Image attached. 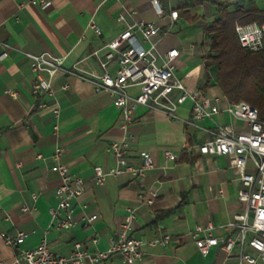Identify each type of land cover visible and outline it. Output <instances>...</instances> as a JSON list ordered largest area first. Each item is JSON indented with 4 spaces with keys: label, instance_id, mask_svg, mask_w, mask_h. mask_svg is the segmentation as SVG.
I'll list each match as a JSON object with an SVG mask.
<instances>
[{
    "label": "crops",
    "instance_id": "1",
    "mask_svg": "<svg viewBox=\"0 0 264 264\" xmlns=\"http://www.w3.org/2000/svg\"><path fill=\"white\" fill-rule=\"evenodd\" d=\"M48 1L50 6L41 11L30 0H0V53L7 49L0 61V235L29 234L18 247L6 245L0 236V264H14L18 249L34 248L42 239L56 256H69L75 244L89 253L106 251L128 207L137 208L134 238L148 242L170 237L165 246H143L142 259L135 264H237L238 246L229 254L212 247L202 257L191 236L196 225L208 223L215 227L214 236H234L238 228L228 232L219 227L244 211L236 198L241 188L238 172L228 157L200 155L197 149L211 138L216 125H228L235 133L248 131L244 122L224 111L229 103L213 78L203 90L204 28L216 17L219 2L230 10L249 11L264 10V0H159L162 16L156 15L150 0ZM171 11L178 14L172 26ZM135 21L160 27L153 37L158 52L177 49L176 77L186 88L201 89L216 99L220 111L192 126L189 101L178 107L175 119L137 107L128 159L138 166L139 155L147 153L153 168L140 179L108 177L97 185L93 167L113 166L104 149L121 138L118 110L108 93L95 92L89 82L65 71L82 61L81 69L98 74L95 60L87 57ZM90 22L100 29L99 36L88 28ZM43 53L62 59L63 69L51 79V93L34 100L33 83L49 77L46 72L32 73L27 55ZM40 103L45 108H39ZM56 108L57 116L52 113ZM57 146L63 149L59 162L85 182L84 192L73 201L74 225L67 231L56 230L49 216L60 184L51 170ZM165 150L177 159L166 160ZM151 198L152 203L145 204ZM91 216L96 217L87 222ZM245 251L253 254L247 247ZM100 264L124 263L113 255Z\"/></svg>",
    "mask_w": 264,
    "mask_h": 264
},
{
    "label": "built area",
    "instance_id": "2",
    "mask_svg": "<svg viewBox=\"0 0 264 264\" xmlns=\"http://www.w3.org/2000/svg\"><path fill=\"white\" fill-rule=\"evenodd\" d=\"M150 3L156 15L162 16L159 0H150ZM29 4L41 11L50 6L48 0H30ZM177 15V11L169 13L170 26L177 19ZM87 26L96 35L101 34L95 24L90 22ZM160 31V27L153 23L135 21L128 24L117 37L100 45L87 57L95 60L100 70L98 74L81 69L79 66L82 61L65 71L89 82L95 92L108 93L118 110L121 138L110 141L104 149L112 156L113 166L106 170L99 166L93 167V181L97 185L103 184L108 177L129 176L140 179L153 168L147 153L139 155L138 166L132 165L128 159V152L134 140L130 128L137 107L157 111L175 119L178 107L189 101L191 115L188 124L192 126L205 119H211L220 111L216 99H211L201 89L186 88L176 77L175 61L179 52L177 49L158 52L153 37ZM234 31L242 48L251 52L262 49L264 25H235ZM4 48L7 46L4 45ZM6 56L7 49L0 53V61ZM27 57L32 60L30 67L32 73L46 72L49 77L48 80L37 78L33 83L30 93L32 98L37 100L38 97L51 93V79L57 71L63 69L62 59L46 53L27 55ZM66 88L67 86L64 85L63 89ZM131 89L136 92L135 95L131 94ZM38 107L45 108V104L40 103ZM224 111L244 122L248 131L235 133L228 125H216L215 129L209 132L211 138L198 145L197 149L200 155L228 157L231 166L238 172L241 188L236 198L243 204L244 211L236 215L231 222L219 227L228 232L238 228L234 236H214L215 227L210 223L204 226L196 225L191 236L202 257L206 256L212 247L229 254L235 246H238L237 264H264V123L258 119V110L245 102L228 104ZM52 113L57 116L58 109H54ZM62 153L63 149L57 146L51 170L59 176L60 184L55 189L56 204L49 210V216L51 225L56 230L67 231L74 225L73 201L84 192L85 182L82 178L69 173L68 168L59 162ZM163 156L168 161L177 159V156L169 150H165ZM151 196L153 198L155 194ZM152 198L145 201V204H151ZM136 210L137 208L134 207L125 209L124 221L110 238L109 248L106 251L89 253L81 249L79 244H75L69 256H56L42 239L34 248L18 249L14 264H100L113 255L118 256L124 264H135L142 259L143 246H165L170 240L166 234L148 242L134 238L132 224ZM22 211H27V208L23 207ZM95 217H89L87 222L93 221ZM28 235L18 233L13 237L5 234L0 236L6 245L18 247L20 241ZM246 247L253 254L246 252Z\"/></svg>",
    "mask_w": 264,
    "mask_h": 264
},
{
    "label": "trees",
    "instance_id": "3",
    "mask_svg": "<svg viewBox=\"0 0 264 264\" xmlns=\"http://www.w3.org/2000/svg\"><path fill=\"white\" fill-rule=\"evenodd\" d=\"M264 25V10H230L217 4V14L204 28L207 52L202 57L205 69L203 90L213 78L215 86L229 104L245 102L258 110L264 123V34L263 47L251 52L242 48L234 31L235 25Z\"/></svg>",
    "mask_w": 264,
    "mask_h": 264
}]
</instances>
